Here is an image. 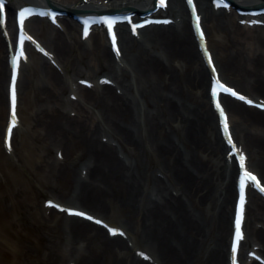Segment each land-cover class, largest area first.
<instances>
[{
  "label": "bare ground",
  "instance_id": "6f19581e",
  "mask_svg": "<svg viewBox=\"0 0 264 264\" xmlns=\"http://www.w3.org/2000/svg\"><path fill=\"white\" fill-rule=\"evenodd\" d=\"M46 1L65 11H102L144 10L150 0H9V6ZM196 2L207 36L210 24L224 40L220 61L214 57L219 75L244 95L264 101V27H241L233 13H214L210 0ZM234 2L251 6L264 0ZM172 3L169 25L145 28L139 37L119 34L118 61L103 33L76 43L48 27L50 57L66 74L87 81L102 73L99 78L111 83L97 79L93 89L78 87L77 101L66 100L68 79L47 60L31 66L41 78L38 84L43 82L34 93L44 104L37 126L45 143L61 155L42 165L49 175L43 188L61 200L67 197L64 205L105 220L110 214L118 217L127 238L110 237L90 222L41 208L38 242L24 248L33 258L30 264H228L225 241L227 230L232 231L227 222L237 166L226 157L218 118L202 90L210 75L185 3ZM65 25L69 33L77 29L73 20ZM7 57L0 32V103ZM227 74L239 79L233 82ZM5 100L8 104L7 95ZM225 107L238 146L248 163L254 159L250 165L264 183V112L228 98ZM27 214L22 223H34ZM246 214L244 244L257 246L264 258L263 200L254 195Z\"/></svg>",
  "mask_w": 264,
  "mask_h": 264
},
{
  "label": "rangeland",
  "instance_id": "374dc122",
  "mask_svg": "<svg viewBox=\"0 0 264 264\" xmlns=\"http://www.w3.org/2000/svg\"><path fill=\"white\" fill-rule=\"evenodd\" d=\"M66 19L71 20L67 17ZM30 29L33 30L40 39L45 42L46 29L43 21L34 20L29 24ZM64 28L63 35L69 42H78L79 33L78 29L71 30L69 25H65L62 22ZM208 29V41L210 42V48L213 51L216 60L220 61L222 55L224 54V40H222L221 34L217 32L210 31V24ZM2 51V56H4V49ZM5 59V58H4ZM33 61L30 65L26 66L22 73L21 81V92H20V118L21 124L20 129L14 135L13 148L14 150L8 155L2 146V131L3 126L6 121V78L7 73L4 77V82L2 86L3 95L2 102L0 103V264H30L33 258L27 257L24 252L25 247H29L30 244L36 243L40 233V226L37 224L38 220H41V207H43V200L51 198L54 200H60L65 203V200L59 199L57 196L53 195L47 189L43 188L46 181L49 180L48 167L46 169L42 168L44 162H50L57 159L55 154V148L51 144H46L43 140V131L37 126L38 113H40L44 107L38 99L34 97L35 90L41 89L42 83L40 84V77L37 72H34L33 66L40 65L44 62L43 59L33 56ZM5 61V60H4ZM6 63V61H5ZM82 68V67H81ZM66 79L74 78L70 73H63ZM102 73H99L95 78H99ZM226 78L233 82H236L239 78L232 76L230 74L226 75ZM71 81L67 83V90L63 93L62 97L66 100H70L69 94L71 92ZM29 85L30 87L25 86ZM76 85L75 82L73 86ZM203 93L207 94V83L203 87ZM76 96V94H75ZM264 98V96H263ZM47 148V152H46ZM79 148L77 145L73 149V158L80 159L81 156L78 155ZM122 154V153H121ZM252 160V159H251ZM254 159L250 162H253ZM79 163H83L80 161ZM73 169V167H71ZM51 181V180H50ZM65 186L69 188L68 184ZM43 190V191H42ZM234 191V187L232 188ZM71 192V190H70ZM232 192V199L229 203L230 207L228 210V229L230 228L229 222L232 212V202L234 199ZM28 211L31 212L34 218V223L32 220H28V223L23 224L21 219L23 217L28 218ZM250 215V214H249ZM250 217V216H249ZM108 221L119 224V218L113 215H108ZM249 219V218H248ZM42 227V226H41ZM41 234V233H40ZM227 230V237L225 245L229 239Z\"/></svg>",
  "mask_w": 264,
  "mask_h": 264
},
{
  "label": "snow or ice",
  "instance_id": "6c2138e0",
  "mask_svg": "<svg viewBox=\"0 0 264 264\" xmlns=\"http://www.w3.org/2000/svg\"><path fill=\"white\" fill-rule=\"evenodd\" d=\"M222 2H225V0H217V4L218 6H220V4ZM188 3L192 5L193 9L195 10V4L193 3V0H188ZM0 4H2V0H0ZM160 4L162 6H167V0H160ZM41 15H49L48 13H40ZM32 15V10L31 9H22L20 11V28L21 31H23L24 29V25H25V20L28 16ZM52 18L55 19V15L51 14ZM105 22H107L109 28L112 27L113 23L115 22L114 20H112L111 18H104ZM197 19V26L199 27V19L200 17L197 15L196 17ZM91 23L90 21H85V24H89ZM136 26L134 25V28ZM88 35V30H85V36ZM201 35H203V32L201 31ZM113 41H115V33H113ZM20 53L21 56H23L24 54V39L23 37L20 40ZM117 51H119V49H117ZM85 83H88L87 81H85ZM217 88H223V90L225 92H229L234 96H238L240 99L242 100H247V103L249 104H253L254 102L250 99H247L246 97L240 95L238 92H236L234 89L228 87L227 85L222 84L219 80H217ZM12 100H13V117H15V80H13V88H12ZM217 106L220 107L221 112H223V108L222 106H220L219 101H217ZM261 107H264V105H260ZM225 130L227 131L229 128L228 122H227V116L225 115ZM11 132V129L9 130ZM229 134V142L233 143V147H235L234 142L231 141V134L230 132ZM9 148L11 149V144H9ZM245 161H246V157L241 156L240 157V162H241V167L243 168V175L240 177V189H241V196H240V215L237 218V222H236V237H235V243H234V248L233 251L236 252L239 249V244H240V240L243 238V233L241 230V224H242V220H243V211H244V204H245V187L247 185V183L249 181H253L255 182V186L259 187L261 191H264V184L260 183V180L251 172L247 169V167L245 166ZM49 203H52L51 201ZM56 207H61L60 205H55ZM71 211V210H70ZM80 215H86V213L80 212ZM90 219L92 217H89ZM101 223H103L102 221H99ZM113 234H116L117 231H119L116 228H112L111 229ZM234 264H236V261L234 259Z\"/></svg>",
  "mask_w": 264,
  "mask_h": 264
}]
</instances>
